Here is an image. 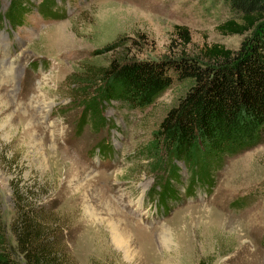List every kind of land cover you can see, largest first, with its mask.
I'll list each match as a JSON object with an SVG mask.
<instances>
[{"label": "rangeland", "instance_id": "rangeland-1", "mask_svg": "<svg viewBox=\"0 0 264 264\" xmlns=\"http://www.w3.org/2000/svg\"><path fill=\"white\" fill-rule=\"evenodd\" d=\"M31 2L16 27L6 16L11 0H0V223L8 246H16V208L30 204L43 226L61 227L68 264H264V135L207 177L175 163L178 193L166 199L168 164L154 168L146 152L188 83H173L144 109L103 103L97 120L86 108L95 92L88 82L112 60L186 55L205 64L212 45L238 50L249 33H219L230 16L225 4ZM176 26L188 30V44Z\"/></svg>", "mask_w": 264, "mask_h": 264}, {"label": "trees", "instance_id": "trees-1", "mask_svg": "<svg viewBox=\"0 0 264 264\" xmlns=\"http://www.w3.org/2000/svg\"><path fill=\"white\" fill-rule=\"evenodd\" d=\"M221 1L230 16L217 27L219 33H249L238 50L212 45L202 53L205 64L186 55L160 60H112L98 82H88L95 92L86 108L97 120L103 103L144 109L173 83H188L184 96L160 121L146 152L148 158L156 160L154 168L160 169L164 161L168 164L169 187L161 194L166 199L178 193L174 183L180 182V175L175 163H182L190 173L200 169L201 176L207 177L210 171L222 167L225 158L263 141L264 0ZM28 5L33 6L31 0H11L6 16L13 26L21 25ZM43 7V3L38 6L42 10ZM174 30L183 44L190 42L186 28L176 26ZM99 147L101 153L103 146ZM16 212L14 248L8 246L0 223V264H19L14 253L22 256L25 264H68L61 227L53 226L56 221L43 226L41 214L35 213L30 204L16 208Z\"/></svg>", "mask_w": 264, "mask_h": 264}, {"label": "bare ground", "instance_id": "bare-ground-1", "mask_svg": "<svg viewBox=\"0 0 264 264\" xmlns=\"http://www.w3.org/2000/svg\"><path fill=\"white\" fill-rule=\"evenodd\" d=\"M11 68V67H10ZM9 71V70H8ZM6 72V71H5ZM10 72V71H9ZM11 73V72H10ZM4 74H6V73H4ZM8 77V76H7ZM115 239V241H116V243H117V245H119V247H123L125 250H127L128 249V244H127V241H126V239H125V237H122L121 235H116L115 237H114Z\"/></svg>", "mask_w": 264, "mask_h": 264}]
</instances>
